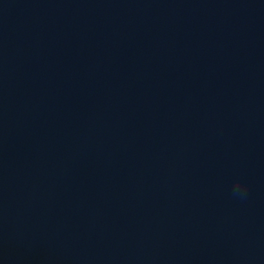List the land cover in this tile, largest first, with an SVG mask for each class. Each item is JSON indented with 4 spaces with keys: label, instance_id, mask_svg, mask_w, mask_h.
Masks as SVG:
<instances>
[{
    "label": "water",
    "instance_id": "water-1",
    "mask_svg": "<svg viewBox=\"0 0 264 264\" xmlns=\"http://www.w3.org/2000/svg\"><path fill=\"white\" fill-rule=\"evenodd\" d=\"M0 264H264V0H0Z\"/></svg>",
    "mask_w": 264,
    "mask_h": 264
},
{
    "label": "clouds",
    "instance_id": "clouds-1",
    "mask_svg": "<svg viewBox=\"0 0 264 264\" xmlns=\"http://www.w3.org/2000/svg\"><path fill=\"white\" fill-rule=\"evenodd\" d=\"M233 196L239 197L241 199L246 198L247 190L246 185L241 181L239 177L233 181Z\"/></svg>",
    "mask_w": 264,
    "mask_h": 264
}]
</instances>
